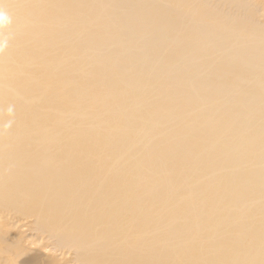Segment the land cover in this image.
<instances>
[{
	"label": "bare ground",
	"instance_id": "6f19581e",
	"mask_svg": "<svg viewBox=\"0 0 264 264\" xmlns=\"http://www.w3.org/2000/svg\"><path fill=\"white\" fill-rule=\"evenodd\" d=\"M0 14V264H264V0Z\"/></svg>",
	"mask_w": 264,
	"mask_h": 264
},
{
	"label": "clouds",
	"instance_id": "9594fccd",
	"mask_svg": "<svg viewBox=\"0 0 264 264\" xmlns=\"http://www.w3.org/2000/svg\"><path fill=\"white\" fill-rule=\"evenodd\" d=\"M4 18L3 14H0V21L4 20Z\"/></svg>",
	"mask_w": 264,
	"mask_h": 264
}]
</instances>
